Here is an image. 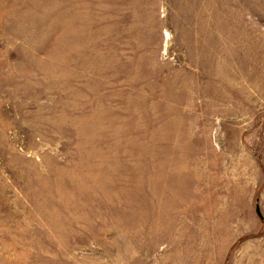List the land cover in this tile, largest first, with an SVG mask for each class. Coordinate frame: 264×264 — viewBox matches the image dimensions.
<instances>
[{
    "label": "rangeland",
    "instance_id": "rangeland-1",
    "mask_svg": "<svg viewBox=\"0 0 264 264\" xmlns=\"http://www.w3.org/2000/svg\"><path fill=\"white\" fill-rule=\"evenodd\" d=\"M0 264H264V0H0Z\"/></svg>",
    "mask_w": 264,
    "mask_h": 264
},
{
    "label": "water",
    "instance_id": "water-1",
    "mask_svg": "<svg viewBox=\"0 0 264 264\" xmlns=\"http://www.w3.org/2000/svg\"><path fill=\"white\" fill-rule=\"evenodd\" d=\"M257 213L259 214V216L262 218V215H261V211H260V207L257 206Z\"/></svg>",
    "mask_w": 264,
    "mask_h": 264
},
{
    "label": "bare ground",
    "instance_id": "bare-ground-1",
    "mask_svg": "<svg viewBox=\"0 0 264 264\" xmlns=\"http://www.w3.org/2000/svg\"><path fill=\"white\" fill-rule=\"evenodd\" d=\"M154 148V147H153ZM154 151V150H153ZM157 153V152H156Z\"/></svg>",
    "mask_w": 264,
    "mask_h": 264
}]
</instances>
